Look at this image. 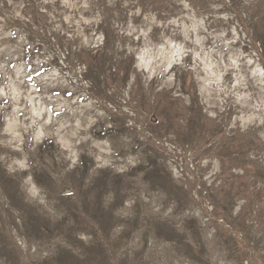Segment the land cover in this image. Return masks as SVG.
<instances>
[{
    "label": "rangeland",
    "instance_id": "rangeland-1",
    "mask_svg": "<svg viewBox=\"0 0 264 264\" xmlns=\"http://www.w3.org/2000/svg\"><path fill=\"white\" fill-rule=\"evenodd\" d=\"M0 264H264V0H0Z\"/></svg>",
    "mask_w": 264,
    "mask_h": 264
},
{
    "label": "bare ground",
    "instance_id": "bare-ground-1",
    "mask_svg": "<svg viewBox=\"0 0 264 264\" xmlns=\"http://www.w3.org/2000/svg\"><path fill=\"white\" fill-rule=\"evenodd\" d=\"M7 133H6V135L9 137L10 136V138L12 139V140H14L16 137V134H15V132L13 131V130H11V129H9V130H7L6 131ZM3 133H5V132H3ZM16 140V139H15ZM18 143V142H17ZM14 150V149H13ZM16 151L17 152H21V149H18V148H16Z\"/></svg>",
    "mask_w": 264,
    "mask_h": 264
}]
</instances>
